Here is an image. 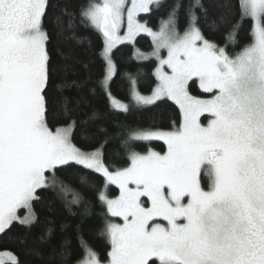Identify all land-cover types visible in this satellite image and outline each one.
<instances>
[{
  "label": "snow or ice",
  "instance_id": "1",
  "mask_svg": "<svg viewBox=\"0 0 264 264\" xmlns=\"http://www.w3.org/2000/svg\"><path fill=\"white\" fill-rule=\"evenodd\" d=\"M163 3L81 0L73 7L50 0H0V234L19 226L25 230L19 234L24 244L39 228L29 254L43 258L42 246L56 230L59 210L41 191H54L67 215L82 220L91 215V201L59 176L79 167L84 171L74 174L77 182L95 191L104 208L99 235L110 251L102 261L77 224L82 256L74 264H264V0H217L214 18L204 0H176L157 29L140 21L142 13L158 11ZM202 20L210 30L225 29L223 45L205 36ZM246 20L251 43L230 53ZM80 29L97 33L102 47L81 62L88 76L78 81L70 78L78 74L69 63L71 50L61 45L87 42L91 49ZM141 33L150 37L151 52L134 47ZM125 43L133 45V59L157 61L155 87L148 95L137 87L139 73H124L130 103L116 100L110 89L118 74L114 50ZM97 60L99 75L90 95L99 90L125 114L171 101L180 110L179 125L168 131L118 125L126 130L113 133L96 110L75 118L83 98L74 104L66 93L79 92L91 81ZM53 84L66 118L59 126L49 119L50 104L56 102L48 94ZM77 133L95 147H78ZM114 141L113 156L123 153L127 166L106 160L105 149ZM152 141H163L166 151L135 150L136 144ZM89 174L101 176L102 187ZM109 185L118 187L116 198L107 195ZM36 204L48 213L43 222ZM69 227L60 223L62 231ZM70 243L65 237L52 248L49 261H67ZM11 264L22 262L12 254Z\"/></svg>",
  "mask_w": 264,
  "mask_h": 264
},
{
  "label": "trees",
  "instance_id": "2",
  "mask_svg": "<svg viewBox=\"0 0 264 264\" xmlns=\"http://www.w3.org/2000/svg\"><path fill=\"white\" fill-rule=\"evenodd\" d=\"M53 4L63 5L65 2L70 3L71 6H77L81 0H50ZM176 2V0H164L163 6L158 11H153L151 14H143L140 16L142 22H146L153 29L158 28V21L161 17H166L168 10ZM206 4L209 5V14L210 18H214L218 15L217 10L213 7L217 3V0H204ZM236 0H233L235 3ZM50 28V25H46ZM201 29L204 32L205 36L212 41H215L217 44H224V32L225 29L220 30H210L208 26L205 25L202 20L200 23ZM180 30L183 31L185 27V18L183 12L180 13ZM82 35H86L91 40V49L88 47L87 42L84 46H77L75 43H70L68 45H61L65 52L71 50V60L69 63H72L75 68L78 70V74L70 77L71 79L76 80H85L88 76V70L82 68L81 62L87 63L96 50H99L102 47V38L99 35L92 31H86L85 29L79 30ZM251 31V21L246 20L239 33V43L235 47H229V52H239L242 47L246 44L251 43L252 37L250 35ZM135 48L140 49L142 52H149L152 50V42L150 37L147 35H139L135 40ZM132 44L127 43L117 47L114 50V58L118 65V74L113 79L110 85L112 96L122 102L130 103L131 95V86L129 80L124 76L125 72L131 73L137 76L138 84L137 87L139 91L143 94H148L155 87L156 78L154 76V70L157 66V61L152 58L146 61H137L132 58V53L134 51ZM54 60L58 64H62L63 61L57 56L56 52H52ZM100 61L97 60L96 64L92 66V79L87 83V85L81 89L79 92L71 91L66 93L75 100L81 99L79 107L74 110L75 118L84 117L89 111L96 110L103 117L104 126L109 128L113 133L118 131H125L126 129L117 127L118 125H126L132 128H139L144 130H163L168 131L173 128V126H178L181 120V113L177 105L171 101L158 102L155 106H149L144 108H133L128 113H123L121 111L114 110L112 103L109 98L105 96L102 92L97 90V95L92 96L89 94L91 88H95L96 77L99 75L97 67ZM194 94H199V90L194 88ZM50 99L55 98V103L50 104V111L52 114L49 116L50 122L52 125L59 126L63 124L66 120L65 116L62 114L60 109V94L55 91V84L52 85L49 89ZM87 101L85 103L84 101ZM203 120V118H202ZM73 142L84 150H91L95 147V144L86 143L81 139L79 133L74 137ZM118 141H114L109 144L105 149L106 160L109 163L115 164L116 167L127 166V160L123 153L119 157L113 156L114 150L117 149ZM166 144L163 141H152L150 143H138L135 145V150L144 152L148 148H151L155 151L163 153L166 151ZM84 170L79 167H69L66 168L64 172L59 173L61 179H63L67 184H69L73 189L83 193L89 201H91V215L88 218H84L80 215L70 216L63 212V206L60 200L57 199V195L54 191H41L40 195L45 199V202L52 200L55 201L56 207L59 210L57 216L56 230L55 234L49 244H46L43 247L44 256L43 258H38L35 255H31L30 250L36 244V235L40 231L39 228L33 229L31 234L28 235L26 243L21 244L19 234L23 233L25 230L19 226L14 227L7 235L0 234V252L9 251L15 254L16 257L22 262V264H74V261L82 256L81 249L77 240V232L75 231V226L81 224V231L84 239L88 244L95 249L99 254V258L102 261L107 260V252L110 251V245H108L106 239L99 235V229L103 226V216L104 208L98 202L96 198L95 191H88L85 188H82L77 182L75 175L77 173H82ZM90 175V179L97 185L99 189L103 185V178L99 175ZM202 183H205L202 180ZM206 184V183H205ZM119 190L114 185H109L107 190V195L110 198H114L118 195ZM69 199L71 196L69 195ZM35 208L40 215L41 221L43 222L45 217L48 215L47 211L42 204H36ZM78 213L81 209H75ZM64 221L67 222L70 227L61 230L60 223ZM70 240V250L71 257L67 261H61L59 259L54 262H50L48 257L52 253V248H59L62 240L64 238Z\"/></svg>",
  "mask_w": 264,
  "mask_h": 264
},
{
  "label": "rangeland",
  "instance_id": "3",
  "mask_svg": "<svg viewBox=\"0 0 264 264\" xmlns=\"http://www.w3.org/2000/svg\"><path fill=\"white\" fill-rule=\"evenodd\" d=\"M141 15H143V13L141 14ZM140 15V16H141ZM139 19H140V17H138ZM141 21V20H140ZM142 22V21H141ZM142 23H144V22H142ZM140 35H146V34H144V33H141ZM139 36V35H138ZM137 36V37H138ZM137 37H136V39H137ZM125 44H127V43H125ZM120 46V45H119ZM152 51V50H151ZM151 51H149V52H151ZM145 53H148V52H145ZM162 55H166V51L165 52H162ZM155 59V58H154ZM148 94H150V93H148ZM148 94H145V95H148ZM116 99V98H115ZM116 100H118V99H116ZM120 101V100H119ZM122 102V101H121ZM124 103H126V102H124ZM112 106L114 107V105L112 104ZM206 116H207V114H205ZM203 118V120H204V117H202ZM201 118V119H202ZM206 122V121H205ZM163 131V130H162ZM205 183H207V180H206V178H204V179H202ZM115 186V185H114ZM115 187H117V186H115ZM118 188V187H117ZM119 190V189H118ZM118 195H119V193H118ZM117 195V196H118ZM116 196V197H117ZM116 197H114V198H116ZM115 220H116V222H122V220H121V218H114ZM161 223H166V222H163V221H161ZM12 254H14V253H12V252H9V251H1L0 252V259H2L4 262H5V264H11V261H12ZM15 255V254H14Z\"/></svg>",
  "mask_w": 264,
  "mask_h": 264
}]
</instances>
